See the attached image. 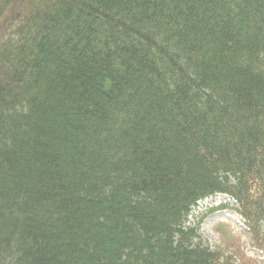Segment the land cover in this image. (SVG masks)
Here are the masks:
<instances>
[{
	"label": "trees",
	"instance_id": "1",
	"mask_svg": "<svg viewBox=\"0 0 264 264\" xmlns=\"http://www.w3.org/2000/svg\"><path fill=\"white\" fill-rule=\"evenodd\" d=\"M221 195L264 252V0H0V264L258 263Z\"/></svg>",
	"mask_w": 264,
	"mask_h": 264
},
{
	"label": "rangeland",
	"instance_id": "2",
	"mask_svg": "<svg viewBox=\"0 0 264 264\" xmlns=\"http://www.w3.org/2000/svg\"><path fill=\"white\" fill-rule=\"evenodd\" d=\"M229 203L230 206L222 207V204ZM234 201L225 195L211 197L203 200L200 208L196 211L195 217L201 218V239L205 245L213 248H222L231 253L234 248L227 242L230 237L235 239V246L242 247L247 256L259 260L256 264H264V252L254 244L251 236L245 232V226L241 216L233 208ZM220 208V209H219Z\"/></svg>",
	"mask_w": 264,
	"mask_h": 264
}]
</instances>
